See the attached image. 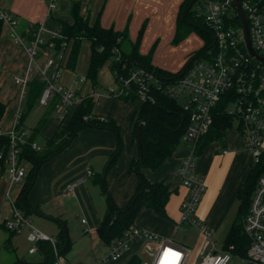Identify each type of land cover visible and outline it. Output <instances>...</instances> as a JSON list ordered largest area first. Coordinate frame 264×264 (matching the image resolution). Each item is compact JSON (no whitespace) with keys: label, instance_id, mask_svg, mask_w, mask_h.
Returning <instances> with one entry per match:
<instances>
[{"label":"crops","instance_id":"crops-1","mask_svg":"<svg viewBox=\"0 0 264 264\" xmlns=\"http://www.w3.org/2000/svg\"><path fill=\"white\" fill-rule=\"evenodd\" d=\"M183 1L57 0L56 7L51 9L50 0H0V13L8 12L18 21V25L14 28L3 21L0 35V100L6 104L5 114L0 120L3 127L10 129L19 121L23 122L24 129H32L38 125V123L35 125L29 123L30 114L22 117V108L26 98L21 96V85L14 79L16 75L25 77L31 66L27 45L31 38L29 28L32 24L42 23L45 27L43 37L45 40H49L53 32L60 30L63 21L69 23L74 21L73 8L75 3H78L81 13L85 17L89 16L91 22L99 20L105 28L126 32L132 42L138 40L143 29L140 52H147L142 44L150 29L158 32L156 38L159 35V39L155 44L157 49L164 42L163 38L167 32L170 34L169 43L173 40ZM17 36L24 37L25 42L19 43ZM193 50L190 49L181 58L179 57L177 62H172L166 67H163L159 62L156 64L152 62L155 66L177 72L184 66L185 63L181 67L183 61L187 62L193 55ZM156 54L157 51L154 57ZM91 56L90 42L84 41L81 45L77 66L75 69H70L66 66L67 53L63 60L64 68L59 82L75 91L79 96L94 95L96 102L93 113L99 118L115 121L121 128V136L125 129L130 131L133 136L131 122L140 107L133 113V104L130 100L107 94V91L116 85L115 77L108 64L104 65L99 72V81L101 83L104 79L108 86L107 91L98 90L101 84L94 88L91 80L87 78ZM82 77H86L83 82L81 81ZM39 102L41 104V101ZM43 106L45 107L44 104ZM55 113L57 114V112ZM34 115L36 118V113ZM41 115V112H38L39 119L44 117ZM60 124L58 114L56 116L49 115L40 128L36 141L44 147L45 142L53 136ZM237 133L230 132L228 134L227 131L226 145L229 148L227 152H220L218 148L221 145L212 142L203 150L197 161V170L206 182V190L198 205L197 215L203 222L205 230L211 235L213 242L214 236L229 224L230 215L238 201V188L245 182L252 168V154L242 140L241 134L238 131ZM118 144V135L110 128L88 126L81 129L68 147L41 166L36 175L35 184L28 195L30 205L39 208L40 212L27 214L26 217L31 222L35 215L40 219L52 221L56 226L54 236L58 235L60 226L52 217H61L68 224L72 240L69 218L75 206L70 202L77 201L87 215L82 220H87V223H84V233L88 235L85 228L88 225L98 227L108 207L107 198H104L103 191H100V185L103 188L101 177L106 169L102 175L99 170L106 168L107 161L117 149ZM131 150L132 148L129 147L130 152ZM133 153L132 161L139 157L140 152L137 154L133 151ZM184 154L185 151L180 150L176 152L173 159L166 161L157 170H145L146 177L152 182L166 179L170 183L172 193L167 204V217H161L153 210L144 208L136 219V225L169 238L176 244L191 248L190 243L185 239L177 238L181 229L177 226L181 216V205L188 193V188L182 184L179 174L181 157ZM121 157H123L122 151L117 163L106 171L105 180L108 179L111 190H114V201L123 207L128 196L136 192L139 177L133 176L130 169L128 172L132 161L126 159L125 162H121ZM24 163L27 167L28 177L23 183H12L7 175V164L0 161V227L5 225L8 220L13 219L14 203L29 179L33 165L28 161H24ZM88 170L93 173L88 174ZM74 180H81V183L74 192H66L65 187ZM196 229L203 237L202 231L199 228ZM95 235L99 236L98 233ZM90 236L92 244L94 235L90 234ZM106 247L108 248V246ZM143 249L144 240L140 239L125 252L126 255L124 254L125 257L123 256L121 264H126L135 254L141 256L140 253H142L141 257H144ZM189 250L191 251V249ZM101 257V255H95V262ZM160 264H164V262L161 261Z\"/></svg>","mask_w":264,"mask_h":264},{"label":"built area","instance_id":"built-area-1","mask_svg":"<svg viewBox=\"0 0 264 264\" xmlns=\"http://www.w3.org/2000/svg\"><path fill=\"white\" fill-rule=\"evenodd\" d=\"M245 12L250 38L257 54L264 58V0H240ZM57 0H50V8L56 7ZM205 21L214 37V50L207 51L195 60L183 74L166 87V94L173 98H182L181 104L189 115V125L185 135L186 149L181 157L179 174L188 193L181 205V216L177 226H195L199 228L205 240L203 250L195 264H230L234 254L223 246L218 248L211 235L204 228L197 215V208L206 190V182L197 170L199 155L196 153L199 140L207 134L214 124V114L222 101H226V110L238 122L247 149L253 157L252 167L264 166V60L254 56L248 49L242 19L234 6V0H207L203 6ZM4 22L13 28L18 25L8 12H1ZM240 17V23L236 20ZM32 39L27 45L31 57V66L25 77L15 76L21 85V96H25L28 80L34 73L46 82L41 96V103L48 105L56 95L60 97L56 104L58 119L64 122L73 108L83 97L59 82L64 68L65 51L56 49V39L61 38L60 31H55L49 40H45V27L42 23L32 24L29 28ZM19 43H24L22 36H17ZM67 45L65 42L63 46ZM82 77L81 81H85ZM159 79L145 68L131 72L111 87L107 94L121 97L136 90L141 100L152 98L153 84ZM29 130L18 129V122L12 128L5 129L0 122V136H9L8 152L0 149V161L7 164V175L12 183H23L28 175L27 167L21 158V145L26 142ZM32 148L41 150L38 142ZM218 150L227 152L219 146ZM88 170V174H92ZM81 180H74L65 187L66 192H74ZM87 223L86 219L82 220ZM5 226L12 232L19 233L25 227L30 229L28 239L34 245L30 253H36L40 242H50L56 260L52 264H70L60 254L56 236H51L33 225L26 215L16 208L14 203L13 219ZM244 230L249 239L247 260L250 264H264V171L259 175L249 211L244 220ZM85 232L98 233V227L88 225ZM144 240L143 264H188L191 251L186 246L174 243L158 233L138 225L132 226L122 237L113 239L108 245L109 253L95 264L118 262L138 240ZM210 246V247H209Z\"/></svg>","mask_w":264,"mask_h":264},{"label":"trees","instance_id":"trees-1","mask_svg":"<svg viewBox=\"0 0 264 264\" xmlns=\"http://www.w3.org/2000/svg\"><path fill=\"white\" fill-rule=\"evenodd\" d=\"M207 0H184L181 4L176 29V39H183L191 30H198L205 39L204 47L194 53L177 72H172L155 66L152 56L144 55L140 52V40L143 29L136 42H132L126 32L117 31L113 28H105L99 20L91 22L89 16H84L80 11V5L75 3L73 8L74 21L72 23L63 21L61 23V38L56 39V49L68 53L66 66L75 69L79 59L81 45L84 41H89L92 49V56L87 73V78L91 80L94 88L100 85L99 72L101 68L108 64L115 77V82L119 83L121 78L128 76L132 71L145 68L152 72L158 79V84L152 85V98L141 100L140 109L134 114L131 122L133 140L138 142L139 157L132 161L131 172H135L139 177V185L129 203L121 207L107 191L105 180L106 171L110 170L119 159L122 151L121 128L115 121L103 119L96 116L94 111V95H86L78 104L70 119L61 122L58 130L49 138L41 150L32 148V143L37 142L39 130L45 123L47 117L56 112V104L60 97H56L49 102L46 115L40 120L38 126L33 129L32 135L21 145V158L30 162L33 167L30 176L18 198L15 206L26 216L33 212H40V209L30 205L28 195L32 190L36 175L41 166L50 158L57 155L68 147L79 131L85 127L110 128L114 130L119 139L117 149L112 153L106 164V171L101 177L102 186L107 195L108 207L98 226V234L104 245L108 246L113 239L124 236V234L134 225L140 212L145 209L153 210L161 217H167V204L172 190L170 183L166 180L152 182L146 175L145 170H157L166 161L173 159L176 152L186 149L185 135L189 125V115L184 110L181 102L166 94V87L176 81L185 69L193 62L201 58L207 51L214 50V37L208 28L204 15L199 10ZM236 20L240 23V17ZM3 29V19L0 14V35ZM31 38L32 39V33ZM67 45L63 46L64 43ZM70 48V49H68ZM46 86L37 73H34L28 80L25 98H28V110L36 102H39ZM136 90H131L129 94L121 96L126 100L139 98ZM226 101H222L215 111L214 124L211 130L202 136L197 144L196 153L200 156L203 150L212 142L221 146L226 144V134L233 126L234 119L226 110ZM26 110V111H28ZM6 111V104L0 100V120ZM26 114L22 113V117ZM18 129L23 130L22 121L18 123ZM10 146L9 136H0V149L8 152ZM264 171V166L252 167L251 171L238 188V213L225 240L223 247L241 257L247 256L249 239L244 230V220L249 211L252 197L257 185L259 175ZM28 177V175H27ZM60 226V231L56 236L59 252L63 256L71 251L73 243L69 234L68 224L61 217H52ZM8 236L4 245L10 247L13 237L17 234L10 231L5 225L2 226ZM40 253L44 256L42 264H52L56 260L54 249L50 242H40ZM14 264H33L23 259H17ZM126 264H143L141 256L133 255Z\"/></svg>","mask_w":264,"mask_h":264},{"label":"rangeland","instance_id":"rangeland-1","mask_svg":"<svg viewBox=\"0 0 264 264\" xmlns=\"http://www.w3.org/2000/svg\"><path fill=\"white\" fill-rule=\"evenodd\" d=\"M199 10L201 12H204V10L200 7ZM157 33H158L157 30L155 31L152 29L149 30L148 35L145 36L146 38H144V42L142 44L144 50H147V52L141 51V53L144 55L151 54L152 61L154 62V64L159 62L163 67H166V65H169L172 62H177L179 57L181 58L190 49L192 50L194 49L193 50L194 51L193 54H194L200 51L205 45V39L202 36V34L198 30L193 29L181 40L176 39V31H174L173 40H171L170 43H169L170 34L169 32H167L165 37L163 38L164 42L157 49V45H155L157 40L159 39V35L156 38ZM156 51L157 54L154 57ZM184 63H186L185 60L183 61L181 67L183 66ZM102 81L103 82L100 83L101 85L98 90L107 91L108 86L105 84L104 79H102ZM179 100L182 101V98H180ZM130 101L133 104L132 112L134 113L140 107L141 99L139 98L130 99ZM74 109L75 108H73L72 111L70 112L68 118L66 119V122L70 119ZM22 110L24 114L26 115L30 114L29 123L35 125L37 123L39 124L41 119V118L39 119L40 116H38V112H41V114L45 116V113L48 111V106L45 105L44 107L42 103L40 104V102H36L33 105V107L30 110H28V98H26ZM35 113H36V118L34 115ZM52 115L56 116L57 114L54 112L52 113ZM37 126L38 125L34 126L32 129H27L29 130V132L26 135L27 136L26 139H28L32 135L33 129H35ZM237 131H238V122L234 120L233 126L228 129V134L230 132L238 134ZM121 137L123 142L122 143L123 157H121V162H125L126 159H130L132 161L133 156L131 155H134L133 151L136 152L137 154L139 152L138 142L133 140L132 138L133 136L131 135L130 131H127V129L124 130ZM129 147L132 148L131 152L129 151ZM222 147L226 148L227 150L229 149L226 144ZM129 169L130 168H128V172ZM104 170L105 167L99 170L100 175L104 173ZM132 173L133 176L138 177V175L135 172ZM106 181H107V191L110 192L113 197L114 190H111L110 184L108 183V179H106ZM100 188H99L100 191H103L104 198H107V195L104 189L101 187V185ZM115 193H117L116 190ZM131 195L128 196V200H126L127 202H125L124 206H126L129 203V201L131 200L134 194L132 195V197ZM70 203L75 207H73V211L69 218L70 219L69 227L72 236L73 247L68 254V261L70 264H84V263L92 264L95 262V255L97 256L101 255L103 257L109 253V249L102 243L98 235H94V237L92 238V244L90 243L91 236L90 234L87 235L84 233L85 224L82 222V218L87 217V215L84 212V209L82 208L81 204H79L77 201ZM238 206H239V200L236 202L232 210L229 224L219 234L214 236V242L217 244L219 249L222 248L224 244V240L230 230V227L237 217ZM32 223L35 227L41 229L42 231L44 230V232L48 233L51 236H54L56 234L55 233L56 226L50 220L40 219V217H37L35 215L34 217H32ZM180 228L181 229L179 230L177 238L185 239L186 242L190 243L189 245L191 248L189 249H191V256L188 264H195L196 260L198 261V257L201 251L203 250L205 243L204 237L200 236L199 231L196 229L195 226H180ZM7 236H8V232L3 227H0V264H14L19 258L33 264H42L44 262V256L42 253H40V251H37L36 253L29 252V249L34 244L31 243L28 239L29 236L28 227H25L22 231H20L13 237L12 244L10 245V247H6L4 245ZM140 254L142 256V253ZM124 257H122L118 262L110 263V264H121L122 263L121 261H123ZM230 264H250V263L248 262L246 257L234 255Z\"/></svg>","mask_w":264,"mask_h":264},{"label":"water","instance_id":"water-1","mask_svg":"<svg viewBox=\"0 0 264 264\" xmlns=\"http://www.w3.org/2000/svg\"><path fill=\"white\" fill-rule=\"evenodd\" d=\"M234 6L237 8V10L239 11V14H240V17L242 19V24H243V28H244V35H245V40H246V43H247V46H248V49L250 50V52L256 56L257 58L259 59H262L264 60V58H261L257 52L255 51V49L253 48V45H252V41H251V38H250V32H249V27H248V22H247V18H246V15H245V12L242 8V5H241V1L240 0H234Z\"/></svg>","mask_w":264,"mask_h":264},{"label":"bare ground","instance_id":"bare-ground-1","mask_svg":"<svg viewBox=\"0 0 264 264\" xmlns=\"http://www.w3.org/2000/svg\"><path fill=\"white\" fill-rule=\"evenodd\" d=\"M176 263H177V261H176V259H174L173 264H176Z\"/></svg>","mask_w":264,"mask_h":264}]
</instances>
